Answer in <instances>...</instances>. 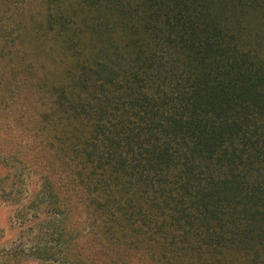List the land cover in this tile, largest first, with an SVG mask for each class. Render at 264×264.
Returning <instances> with one entry per match:
<instances>
[{
    "label": "trees",
    "instance_id": "trees-1",
    "mask_svg": "<svg viewBox=\"0 0 264 264\" xmlns=\"http://www.w3.org/2000/svg\"><path fill=\"white\" fill-rule=\"evenodd\" d=\"M136 1L138 44L55 77L3 42L0 198L18 206L19 239L0 264H96L82 250L99 225L153 264L165 246L197 264H264V52L240 46L244 15L218 1ZM2 7L10 34L11 0ZM47 9L37 20L54 31Z\"/></svg>",
    "mask_w": 264,
    "mask_h": 264
},
{
    "label": "rangeland",
    "instance_id": "rangeland-1",
    "mask_svg": "<svg viewBox=\"0 0 264 264\" xmlns=\"http://www.w3.org/2000/svg\"><path fill=\"white\" fill-rule=\"evenodd\" d=\"M42 1V4H38L33 0H11V33H7L0 23V54H5L7 50L3 42L10 40L11 52L14 53L15 50L18 54L16 64L34 63L41 71V77L51 78L56 74H63L73 64L109 48L113 53L115 50L121 53L132 44H138L144 35L142 31L146 10L136 0ZM214 1L220 2L229 12L234 11L237 17L244 15L240 19L245 46H240L264 52V0ZM45 5H48L45 20L57 23L58 27L54 31H48L38 23V13ZM0 12H4L3 7ZM19 56H24L25 60L22 61ZM33 76L36 75H28L23 82L28 83ZM10 97L12 100L14 94L11 93ZM9 106L11 105L7 102L0 103V129L3 132L6 130L4 126H11L12 123L11 113L8 109L4 110ZM2 136L0 133V142ZM16 136L22 145L28 144L27 138L22 134L16 132ZM24 150L25 154L18 157L23 164L32 166L33 151L28 147ZM24 155L27 156L24 158ZM15 208L18 206L0 198V251L11 248L18 238L19 226L13 221ZM79 209L85 216L82 203L79 204ZM94 233L83 245L82 253L89 260H96V264H103L102 260H108L109 255H103L102 252L112 250L120 251L127 264H153L133 248L119 246L120 234L110 233L100 225L94 228ZM157 252L166 254V257L156 264H197L187 255H177L172 246L161 247Z\"/></svg>",
    "mask_w": 264,
    "mask_h": 264
}]
</instances>
